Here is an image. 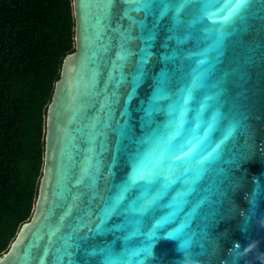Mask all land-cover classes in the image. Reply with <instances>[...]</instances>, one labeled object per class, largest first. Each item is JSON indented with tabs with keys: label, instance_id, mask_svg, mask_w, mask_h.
<instances>
[{
	"label": "water",
	"instance_id": "water-1",
	"mask_svg": "<svg viewBox=\"0 0 264 264\" xmlns=\"http://www.w3.org/2000/svg\"><path fill=\"white\" fill-rule=\"evenodd\" d=\"M33 215L0 264H264V0H73Z\"/></svg>",
	"mask_w": 264,
	"mask_h": 264
},
{
	"label": "trees",
	"instance_id": "trees-1",
	"mask_svg": "<svg viewBox=\"0 0 264 264\" xmlns=\"http://www.w3.org/2000/svg\"><path fill=\"white\" fill-rule=\"evenodd\" d=\"M75 26L73 0H0V257L34 212L46 114Z\"/></svg>",
	"mask_w": 264,
	"mask_h": 264
}]
</instances>
